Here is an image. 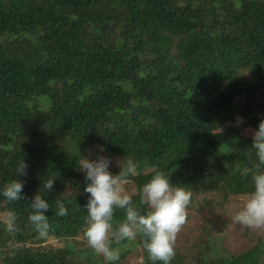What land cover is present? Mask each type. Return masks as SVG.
Returning <instances> with one entry per match:
<instances>
[{
  "label": "trees",
  "instance_id": "1",
  "mask_svg": "<svg viewBox=\"0 0 264 264\" xmlns=\"http://www.w3.org/2000/svg\"><path fill=\"white\" fill-rule=\"evenodd\" d=\"M238 117L252 131L264 118V0H0V187L24 185L21 200L0 195V264H89L78 160L101 147L118 162L112 174L136 164L125 188L142 214V187L160 171L218 210L215 225L253 190L240 173L257 163L251 136L226 127ZM37 192L49 203L46 236L28 220ZM124 217L116 209L113 226ZM201 224L175 240L170 264H262L260 234L252 248L223 253ZM51 238L65 247L45 248ZM134 241L144 264H160Z\"/></svg>",
  "mask_w": 264,
  "mask_h": 264
},
{
  "label": "clouds",
  "instance_id": "2",
  "mask_svg": "<svg viewBox=\"0 0 264 264\" xmlns=\"http://www.w3.org/2000/svg\"><path fill=\"white\" fill-rule=\"evenodd\" d=\"M242 122V118H237ZM251 148L255 150L257 163L254 168L243 167L242 176H250L253 190L235 212L233 221L244 227L264 229V118L260 119L251 133ZM102 147L95 159L81 155L78 169L83 172V192L87 193L85 228L83 237L89 247L103 256L105 264H114L120 259V251L114 245L124 240H134L138 235L144 240V247L150 259L160 264H170L175 255L174 242L177 232L186 222V207L191 192L184 187H173L169 176L157 171L142 187L140 203L147 205L143 214L132 201V195L126 190V177L136 175L137 166L131 160L124 161L123 172L112 174L109 171L110 158L102 154ZM27 163L21 159L16 171L18 177L27 175ZM54 177L46 178L44 190H51ZM23 181L13 179L0 187V195L9 201L23 199ZM32 212L28 220L40 236L48 234L49 224L45 214L49 203L37 192L29 203ZM123 209L125 217L113 226V213ZM67 208L57 201L58 216L67 215ZM14 216L9 213L7 226L13 228Z\"/></svg>",
  "mask_w": 264,
  "mask_h": 264
},
{
  "label": "rangeland",
  "instance_id": "3",
  "mask_svg": "<svg viewBox=\"0 0 264 264\" xmlns=\"http://www.w3.org/2000/svg\"><path fill=\"white\" fill-rule=\"evenodd\" d=\"M226 127L234 128L239 131L240 136L250 137L252 133V129L244 128L242 126V122L235 120L234 123L227 124ZM97 155L91 157V159H95ZM118 162L112 161L109 163V171L113 172L112 166L116 167ZM122 168V172H123ZM1 179V177H0ZM127 183H125L126 185ZM124 185V186H125ZM127 190V189H126ZM128 191V190H127ZM130 194L136 192L135 188H131L128 191ZM197 200V201H195ZM246 198H234L231 199V202L227 206L228 208V216H220L215 221V225H213L210 221L213 220L214 212H219L218 210H209L200 198L194 196L193 202L190 201L187 206H194L193 208L187 209V220L182 225L180 230L176 234V242H180L181 244H185L186 241L184 239L183 234H188V238H193L197 236L201 231V227L203 222H207V226L211 229L209 234L210 240L217 245L218 250L220 252H241L247 248H252L255 245V238L257 235H261V243L264 245V229H257L252 227H244L239 225L233 221V216L235 212L240 208ZM208 210V211H206ZM182 232V233H181ZM181 233V235H180ZM75 247L81 248L84 245L83 238H79L76 241ZM43 246L45 248H54L60 249L65 247V243L59 241L58 239H48ZM119 248L120 251V264H144V258L139 254V248L136 247V243L134 240H124L121 241L120 244L114 245ZM85 247V245H84ZM91 251V250H89ZM92 254V260H90L89 264H105L103 256L96 253L94 250ZM138 252V254H137ZM262 264H264V258L262 260Z\"/></svg>",
  "mask_w": 264,
  "mask_h": 264
}]
</instances>
